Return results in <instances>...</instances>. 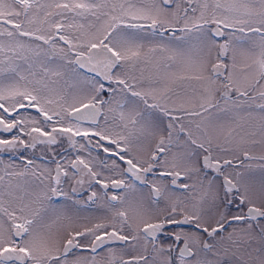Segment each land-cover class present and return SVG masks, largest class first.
<instances>
[{
    "label": "snow or ice",
    "instance_id": "1",
    "mask_svg": "<svg viewBox=\"0 0 264 264\" xmlns=\"http://www.w3.org/2000/svg\"><path fill=\"white\" fill-rule=\"evenodd\" d=\"M0 264H264V0H0Z\"/></svg>",
    "mask_w": 264,
    "mask_h": 264
},
{
    "label": "flooded vegetation",
    "instance_id": "2",
    "mask_svg": "<svg viewBox=\"0 0 264 264\" xmlns=\"http://www.w3.org/2000/svg\"><path fill=\"white\" fill-rule=\"evenodd\" d=\"M57 151L59 152V151H62V149H59V148H57ZM49 159H51V158H49ZM50 167H54V165H49Z\"/></svg>",
    "mask_w": 264,
    "mask_h": 264
},
{
    "label": "rangeland",
    "instance_id": "3",
    "mask_svg": "<svg viewBox=\"0 0 264 264\" xmlns=\"http://www.w3.org/2000/svg\"><path fill=\"white\" fill-rule=\"evenodd\" d=\"M6 159V158H5ZM18 162V161H17Z\"/></svg>",
    "mask_w": 264,
    "mask_h": 264
}]
</instances>
